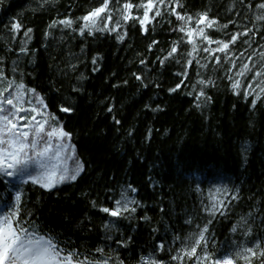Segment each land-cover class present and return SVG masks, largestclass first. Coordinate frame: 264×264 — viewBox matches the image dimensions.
I'll return each instance as SVG.
<instances>
[{
    "label": "trees",
    "instance_id": "16d2710c",
    "mask_svg": "<svg viewBox=\"0 0 264 264\" xmlns=\"http://www.w3.org/2000/svg\"><path fill=\"white\" fill-rule=\"evenodd\" d=\"M125 2L117 5L112 0L109 7ZM261 3L264 0H179L177 7L166 0L172 7H160L159 17L153 9L145 26L137 20L121 21L119 33L81 36L80 18L102 0H0V69L9 80L22 81L44 98L47 112L71 134L70 145L84 167L72 184L51 192L30 186L24 190L22 207L41 225L42 234L93 252L103 247L125 264H137L161 243L165 251L177 248V236L197 223L203 225L211 207L223 203V214L217 211L209 225L205 251L214 250L215 258L223 260L233 245L252 240L264 244V92L256 88L246 100L236 95L225 78L231 63L217 52L221 64H216L215 57L203 51L209 45L198 34L192 39L200 50L188 55L193 44L179 31L184 22L172 12L174 8L191 16L192 28L204 13L218 21L211 28L200 25L213 40L228 42L232 35L251 29L230 44L228 52L237 65L229 75L247 84L250 79L236 76L243 64L251 60L249 67L255 64L264 71V62L249 54L264 61V20H257L264 14L257 7ZM142 13V8H133L134 17L142 18ZM63 19H72V27H50ZM117 19L119 13L113 12L108 27ZM16 20L22 24L18 34L10 31ZM28 28L33 30L30 40L24 35ZM118 35H124L122 42ZM26 40L25 55L21 47ZM174 44L177 52L165 60ZM201 79L215 87H205L211 100L198 106ZM61 106L74 111L62 112ZM0 187L1 204L2 180ZM121 193L136 200L131 205L135 213H125V219L100 211L114 208ZM186 219L192 220L191 226ZM165 251L154 255L165 257L163 264H175Z\"/></svg>",
    "mask_w": 264,
    "mask_h": 264
},
{
    "label": "snow or ice",
    "instance_id": "6c2138e0",
    "mask_svg": "<svg viewBox=\"0 0 264 264\" xmlns=\"http://www.w3.org/2000/svg\"><path fill=\"white\" fill-rule=\"evenodd\" d=\"M111 3L112 0H102L101 6L80 18L83 22L80 27L81 36L86 33L94 35L96 32L104 31L119 33L121 21L126 23L130 20H137L141 26H145L151 22L149 13L153 12V9H156L155 16L159 17L161 15L160 7L165 5L169 8L172 7L171 4H166V0H146V3L141 0L139 4H134L128 0V2L123 3L122 7L110 9ZM119 3L120 0H116V4L119 5ZM173 3L177 7L180 6L179 0H173ZM257 7L264 10V3L257 5ZM133 8L143 9L142 18L133 16ZM113 12L119 13V19L115 21L114 27L109 28L108 25L113 23ZM172 12L177 20L184 22V26L179 27V31L186 33L188 44H193L192 38L198 34L209 45L204 47L203 51L211 53L215 57L216 64H221V57L216 56V53L219 52L225 54V63H231V68L237 67L235 60L228 55L230 44H235L241 35L248 36L251 29L232 35L228 42L213 40L205 35L204 28H201L200 25L211 28L218 21L209 20L207 14L204 13L197 18L196 27L192 28L190 26L193 21L191 16L181 15L174 8ZM257 20H264V14L257 16ZM73 23L72 19H63L58 22L54 21L50 27L60 24L66 28H71ZM224 27L226 28L227 25ZM21 28L22 24L19 20L10 25V31L16 34ZM144 30L146 32L147 28L145 27ZM32 31L31 28H28L24 35L29 37V33ZM117 39L122 42L124 35H118ZM27 43L28 40L21 47V53L25 55L28 52ZM213 43L217 45L214 50L210 47ZM177 50L178 45L174 44L164 59L173 57ZM199 50L193 44L192 52H189L188 55L191 56L193 52ZM233 55L235 54L233 53ZM243 55V53L240 54V56ZM261 57L264 59V52L261 53ZM239 58L236 57V59ZM161 62L163 63V61ZM95 63L96 61L93 60V64ZM250 63H252L251 60L249 63L243 64L240 70L236 72V76L244 77L246 80L250 79L247 84H242L241 80L229 75L231 68L225 72V78L231 81V87L236 95L251 96L256 88L264 92V79H262L264 78V71L256 69L255 64L249 67ZM187 64L191 66L192 61L188 60ZM197 74L199 75V73ZM249 74H252L251 77ZM136 79L140 80L142 77L137 76ZM198 84L201 87L195 99L199 102V106V104L211 100L205 91V87L208 85L215 87V84L204 79L198 81ZM176 87L179 88L180 84H177ZM171 91H176V88L171 89ZM201 98L204 99L201 100ZM256 98H259L258 94H256ZM253 107H255L254 103ZM47 108L48 105L44 102V98L36 93V89L27 88L22 81L9 80L3 70L0 69V180L5 185L9 184L8 178H12L13 180L18 179L20 184L31 182L33 185H39L41 188L51 191L59 184L76 181L84 171L83 164L79 161L72 169L62 164V157L66 158L68 152L65 143H70L71 134L64 130L53 114L47 112ZM60 111L69 113L74 109L71 106H61ZM53 140L57 142L55 146ZM132 191L134 192L135 189ZM21 198L22 189L17 188L12 210L0 215V264H125L124 259L112 251H106L103 247H96L93 252L91 249H81L79 246L70 244V242L58 240L51 233L48 235L41 234V225L29 218L31 214L23 209ZM237 198L232 197V199ZM91 203L93 207H97L96 201ZM136 203V200L130 198L127 193H121L120 198L115 200L114 208L102 207L100 211L114 218L123 217L126 219L125 213H135L136 208L131 207V205ZM223 210V203L218 207L213 205L203 225L197 223L194 228L190 227L187 234L176 237L180 241L177 248H170L165 251V245L161 243L158 248L152 249L147 259L141 256L137 264H163L165 257L156 258L154 255L158 250L165 251V255L170 256L171 261H174L175 264H186V262L188 264H238L239 261H243V264H256L257 260H259V264H264V244L255 243V240H252L251 244L233 245L229 252V258L223 260L215 258L216 252L214 250L205 251V246L209 243L206 235L209 233V225L215 213L219 211L220 214H223ZM145 219L148 218L145 217ZM185 223L191 226L193 222L186 219ZM104 228L109 232L112 231V226L109 224H105ZM232 231L235 233L237 229L234 227ZM243 235L247 237L249 230H245ZM118 243L124 244L123 241L119 240Z\"/></svg>",
    "mask_w": 264,
    "mask_h": 264
},
{
    "label": "rangeland",
    "instance_id": "374dc122",
    "mask_svg": "<svg viewBox=\"0 0 264 264\" xmlns=\"http://www.w3.org/2000/svg\"><path fill=\"white\" fill-rule=\"evenodd\" d=\"M31 96V95H30ZM21 115H24L23 113H21ZM26 123V121H25ZM57 142L55 140H53V145L55 146ZM65 147L68 149V152L66 153V158L65 157H62V164L66 167H68L69 169H72L74 168L76 162L78 161V159L75 158V154L73 152V149L71 147V145L66 142L65 143ZM74 181H71V182H65V185L66 184H72ZM58 186V185H57Z\"/></svg>",
    "mask_w": 264,
    "mask_h": 264
},
{
    "label": "bare ground",
    "instance_id": "6f19581e",
    "mask_svg": "<svg viewBox=\"0 0 264 264\" xmlns=\"http://www.w3.org/2000/svg\"><path fill=\"white\" fill-rule=\"evenodd\" d=\"M249 54L252 56V57H254V59H256V60H259V61H261V62H264L263 60H261L260 58H258L256 55H254L253 53H251V52H249ZM241 98H243L242 100H246V99H248L250 96H247V97H245V96H243L242 94L241 95H239ZM3 190H2V187H0V192H2Z\"/></svg>",
    "mask_w": 264,
    "mask_h": 264
}]
</instances>
